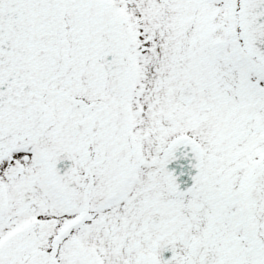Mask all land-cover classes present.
<instances>
[{"label": "snow or ice", "instance_id": "1", "mask_svg": "<svg viewBox=\"0 0 264 264\" xmlns=\"http://www.w3.org/2000/svg\"><path fill=\"white\" fill-rule=\"evenodd\" d=\"M0 264H264V0H0Z\"/></svg>", "mask_w": 264, "mask_h": 264}]
</instances>
